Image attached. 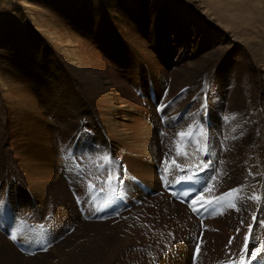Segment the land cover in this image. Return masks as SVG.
I'll list each match as a JSON object with an SVG mask.
<instances>
[{
  "label": "rangeland",
  "instance_id": "374dc122",
  "mask_svg": "<svg viewBox=\"0 0 264 264\" xmlns=\"http://www.w3.org/2000/svg\"><path fill=\"white\" fill-rule=\"evenodd\" d=\"M138 1L145 6H151L158 10L154 11L153 14H143L140 22H145V24L143 25L138 22V26L142 29L138 30L137 27L134 26L132 28L133 30L130 31L136 32L134 38L140 40V44L144 45L147 42L145 46L148 49H151L150 44L152 40H150L149 36L142 31L148 28V32L155 33V41L158 44L164 47L168 46L172 50L176 49V51L178 50L177 48L182 47L186 53L189 52L191 47V37L193 39L194 37H198L199 34L207 35V31L205 29L199 27V30H195L189 25V23L185 22V19H187L185 18L187 13L185 8L190 6L183 0H179L182 4L183 10L180 8L178 9L175 5V13L173 15L170 14V10H165L164 13L159 12L160 0ZM186 1H189L190 4L192 3L191 7L201 10L199 11L201 18L209 17V19H211L214 23L217 22L216 24H219L218 26L221 28V32L223 31L228 35L227 37L223 33H215L217 40L215 42H209L211 48L205 47L200 51V60L209 59V61L204 64L201 69L204 71L210 70V68L212 69L216 65V61L213 60H217L219 57L213 59L211 56L218 51H215L210 55L208 54L212 51L213 46L219 45V42H221L224 35L225 41H229L231 43V47H229V50L228 48L222 50V52H224L219 60V65L225 58L229 59L231 67L232 64H238L237 66H239V69L237 71H240L241 80L238 77L233 80V84L237 86L236 97L242 99L245 104L249 105L250 99L246 97V92H251L252 89H255V85L264 82V77L260 78L259 75H256L257 73L253 71L254 68H257L261 71V73H264V0ZM118 2L124 3L125 5L130 3L131 0H119ZM110 3V0H0V239L2 238L0 240V264H217L216 261L219 260H214V258L207 259L205 256L202 257V260L197 259L196 262H193V260L190 259L191 251H188V247L191 246L192 250L195 243L196 245H199V247L202 243L200 252L203 251L202 248L206 246L204 240L206 233L204 230V224L200 226L198 220L193 218L188 212V217L190 215L191 218L189 217L190 220H187V225L184 229H178L181 226L177 228L172 225L173 217H170L166 221L161 219L163 226H161L158 233L151 235L150 232L152 230L154 220H149V217L157 215V212L160 210L157 212L151 211L149 213L147 209H144L147 208L145 204L149 198L147 195L143 194V190L148 188L149 185L147 184L149 181L145 179V175L137 177L136 173H131L128 164L121 161L119 158L118 160L117 157H114L110 152H107L106 154L103 150V145L100 143L98 135L96 134V128L98 129V127L96 125L95 128L90 114H83L82 117L76 119L69 107L62 109L55 105V101L57 99L53 100L50 104H46V101L50 100V97H56V94H54L53 91L55 87L53 82H55L54 76H59V74L56 72V69L50 70L52 68V64L60 65L59 67L62 68V72L60 73H63V77L66 78V82H68L67 84H69L71 91L74 92L77 90L76 86L78 84L76 83L78 80L70 75V71L66 67V64L60 59L57 50L58 48L56 47V45L62 46V43L65 42L66 38L71 36L73 33H82L84 38L91 39V37L88 36V33H86L88 32V29L91 30L93 38H95L93 42L96 45V50L98 51L97 53L101 63L107 66L108 70L110 69L109 71H111V74H114L117 77V80L124 88H129L128 84L132 85V83L126 82V79L131 78L132 74L129 70L133 66L143 67L150 72L146 59L138 65L134 64L137 52L130 48V46L126 43L125 38H123V36L119 33L120 29L118 30V28L115 29L112 27V25H115V22H113L114 19L112 18L113 15L111 12L112 4L110 5ZM206 7L211 8L210 12L205 13L204 9ZM222 7H225L226 11L229 10L230 13L234 14L236 19H239L238 21L246 20L253 22L255 20V22H253V28L251 29L253 31L249 32L248 30L247 33H249V35H253L257 41L259 40V45L257 44V41L254 46L250 45L246 41L242 40V36L236 35L239 32L238 29H241L242 26L236 24L232 18L228 19H231L228 24L233 26L234 30H230L225 26V19L227 17L222 16ZM38 8H40L42 12L38 11L40 10ZM77 8H81V11H76ZM44 10L51 12L45 13ZM72 11H76V16L71 15ZM54 14L56 16H54ZM84 15H86L85 18H83ZM155 15L156 18H158V15L162 16L157 25H155L154 22ZM64 21L67 25L65 24V26H63V29H65L62 30L60 28V24H64ZM151 23L154 27H152ZM200 25H202V23H199V26ZM157 31L160 32L161 36H159ZM124 33V36L128 37L129 32ZM218 33L220 34L218 35ZM163 34H165L167 39L163 40ZM219 39L220 41H218ZM93 42L91 39V50L95 49ZM164 42L167 43L165 44ZM42 54H44L43 56L45 57H43ZM137 54L140 55V53ZM152 54L155 55L157 53L154 52ZM204 54L207 56L202 57ZM195 58L196 56L192 59ZM49 59L54 60H52L51 63ZM200 60L198 62H200ZM157 61L161 67V60L158 59ZM214 69H217V67ZM219 69H221V67H219ZM243 71L244 73L242 74ZM124 74L125 77H123ZM144 77L146 80L152 79L151 72L145 74L143 78ZM166 79V81L162 82L164 83V86L162 87V96L158 94L155 100H153V97L150 98L153 102L151 113L153 114L154 119H156L155 121L157 125L160 126L157 134L163 133L160 135L162 136V151L165 156L169 154V157L174 158L176 163H178V161H181L178 159L180 156L177 157L175 152L172 150L173 141L176 139V133L181 130H185L190 125L194 128V130L196 126L198 128H203V126L201 127L202 124H200L197 119L198 107L195 106V104H192L188 110H185L184 106H189V103H186V96H180L178 92H173L174 83L175 85L177 83H181L184 80V77L179 75V72L176 75H173L172 71L168 74ZM210 79H205L207 80L206 84H204V82L201 83V91H205L206 101L207 99H210V96L213 97L215 94L218 95L216 84L213 81L210 82ZM3 80L5 81V84ZM198 80L199 79H196L195 81L197 86L200 83ZM239 80H243L241 82L242 84L239 83ZM185 82H183V84ZM207 85L209 87H207ZM179 88L180 86L175 87L174 91ZM18 89L26 91L29 89L30 97L38 99L42 102L37 105L39 112L36 110V115L34 114L35 110L29 105L26 106L28 110L26 107L18 110L17 108L10 106L11 103L7 97V91H9L10 94V92ZM80 92L82 95H85L83 91ZM139 92L140 91L134 88H129V93L132 94L135 99L133 104L144 107L145 103L141 100L143 98L141 92ZM11 94L13 99L15 93L13 92ZM16 97L17 99L12 100L14 106H16L19 100V96L17 95L15 98ZM220 98L221 97L218 96L217 100ZM169 100L174 102L172 108H163L164 105L168 106ZM179 106L184 109V111H182ZM158 108L163 109L159 110ZM189 110L191 111L188 112ZM180 111L182 115L178 121L179 118H177V115L178 113L180 114ZM257 111L261 112V108H257ZM212 114L213 112H208V115ZM251 114H253V116ZM250 115L252 120L255 122L257 118H255L254 115L256 114L253 110H250ZM228 116H233L231 111L224 114L225 118H228ZM31 119L32 123L30 126L32 127L30 131V128L27 127L29 125L27 120ZM78 119L79 121L81 119L83 121L79 122ZM170 119H172L176 124L172 125L169 122ZM57 121L61 124V126L60 124L59 126L57 125ZM205 121L208 124L207 119H204V123ZM74 124H76V126ZM39 128L43 129V137H40L41 135L38 133ZM258 129L260 128L258 127ZM258 129H256V132L259 131ZM79 134L83 135V139L81 138L80 143H77V137ZM50 144L52 145V155H54L52 157V159H54L53 164L54 167L57 166L58 170L57 174H53L52 176L48 175L47 179H45L39 171H36L37 175L35 176L34 183L37 187H39L38 183L42 185V183L47 182V184L50 183L54 188L50 193H36L34 191V189H36L35 184L31 182V179L29 180L31 171L28 168L30 163L26 162L27 149L22 151V148L28 147L29 151L35 150L34 152L39 155L38 160L44 166V170L46 169L45 171H47L48 168L51 170V164H47L45 149H49ZM44 145L45 149L43 148ZM119 146L121 145H113V147ZM113 158L117 161L114 159V162ZM197 159H199V156ZM227 162H229V160H227ZM240 163L245 166L247 164L246 167L249 165V162L246 159L236 161L237 165ZM36 164L40 167L42 166L40 163ZM154 168L155 170H153V174H150L151 178L149 179L150 181L152 179L153 182L152 189L157 192L155 196L152 197H159L163 194V189L161 188L160 181L158 180L156 166ZM157 168L160 167L157 166ZM150 169L152 168L150 167ZM109 173H113L117 178L112 182V185L115 181L116 184H120L123 181L121 190H118L113 186L106 192L105 195L104 193L101 194L102 196L104 195L103 199H93L92 194L98 195L100 193V189H109V186L105 183ZM171 173H173L172 170ZM190 173L191 172H189V174ZM122 174L123 176H121ZM189 174L185 171L183 175L188 177ZM66 177H68L67 181L65 180ZM60 179L63 183L64 189L66 190V195H63V193L58 190L61 186ZM89 181L95 185L94 189L90 190L87 187ZM68 184L72 186L76 195L79 196L81 207L85 210L86 216L93 214L98 206L112 203L115 201V198L119 199L121 196L124 199L126 198L124 202L125 206L122 205L119 208L120 214L115 217L107 216V220L105 221L87 220L88 222H86L84 221L85 215L83 216L80 214L82 209L78 210L76 208L75 203L77 202L73 199V194L67 187ZM119 192L121 196L117 195ZM40 196L41 200L38 199ZM208 196H210V192ZM206 197L207 194L201 196L200 199ZM62 198H64L63 202L61 200ZM17 200L20 201L18 205ZM138 200L140 201L139 205L136 203ZM60 202L65 209V214H61V216L58 214V205L60 206ZM141 203H143L142 205H144V208L137 211L136 208L139 209L142 207ZM151 203V207H154L153 204H155L156 201ZM70 207L72 209V213L70 211ZM144 212L148 218L144 215ZM164 214L167 213L165 211L159 212V216H161V218L164 217ZM131 217H133L132 221H130ZM100 218H104V215ZM142 218L144 219L142 220ZM146 218L148 221H145ZM141 221L146 223L144 224ZM192 221H195V224H193ZM141 223L144 228L139 227L141 226ZM137 224L139 226H137ZM1 227L5 232H2ZM200 227L202 228V232L204 231L202 241ZM44 228L46 230L45 232H42ZM139 228L143 230L145 229V231H147V235L144 231L143 233L145 236H140V233L143 230H139ZM135 229H137V231ZM25 230L29 232L30 239L31 235H37L39 238H41V235L45 237V242H48V244L42 253L34 254L32 256L24 255V253L17 251L13 244L9 242V240L12 241L19 238L15 245L17 248H22L23 251L25 250L26 254L29 252L26 246L28 248H33L41 247V245H43V243L36 240V238L31 240V245H28L30 240H24L28 238V233ZM20 232H23L24 239L20 236ZM30 232L32 233L30 234ZM4 233H6V235H4ZM12 234H15V239L11 238ZM228 235L229 234H226L222 240L218 241L217 236H211L209 241H207V246L212 243V245L218 248L221 247L220 256H227L224 254L225 251L223 250L231 248L229 247V240L234 237L236 242L238 241L239 236V241L242 239V235H237V231L233 236H229V238ZM213 239H215V242H213ZM124 240L129 241H126V243ZM37 249L40 251V248ZM11 257H14L17 261H10ZM228 258L229 256H227V259ZM230 260H233V257H231Z\"/></svg>",
  "mask_w": 264,
  "mask_h": 264
},
{
  "label": "bare ground",
  "instance_id": "6f19581e",
  "mask_svg": "<svg viewBox=\"0 0 264 264\" xmlns=\"http://www.w3.org/2000/svg\"><path fill=\"white\" fill-rule=\"evenodd\" d=\"M118 1L119 0H110L111 2L110 5L112 4L111 6V12L113 15L112 18L114 19L113 22H115V25H112V27L115 29L118 28V30L120 29L119 33L123 36V38H125V41L130 46V48H132L135 52L140 53V55L136 53L134 64L138 65L139 63H142L144 59H146L148 63L147 66L149 65L148 67L150 68V72L152 76V79L146 80L145 77L143 78V76L145 74L150 73L149 70L143 67H140V66H133L129 70V72L132 74L131 78L126 79V82L132 83V85L128 84L129 88H134L141 92L142 98H143L141 100L145 103L144 107L133 104L135 99L133 98L132 94L129 93V88L127 89L124 88L117 80V77L114 74H111V71H109L110 69L108 70L107 69L108 67L101 63V60L97 53L98 51L96 50V45L93 42L95 38H93V33L88 28H87L88 32L86 33H88V36L91 37L92 42L95 46L94 47L95 49L93 50L90 49L91 39L84 38L82 33H77V34L73 33L75 35L72 34L71 36H68L65 42L62 43V46L56 45V47L58 48L57 49L58 55L60 59L63 60L64 63L66 64V67L70 71V75H72L78 80L76 83L78 84L76 86L77 90H75L74 92L71 91L69 84H67L68 82H66L67 81L66 78L63 77V73H60L62 72L61 70L62 68L59 67L60 65L52 64V68L50 70L56 69V72H58L59 74V76H54L55 82H53L55 84L53 91H54V94H56V97H53V98L50 97V100H47L46 104H50L52 103L53 100L57 99L55 101L56 102L55 105H57L58 107L62 109L65 107H69L72 111L74 118L76 119L82 117L83 114H87V115L90 114L91 119L94 122L93 124L95 128H96V125L98 127V129L96 128V134L98 135L99 141L103 145V150L106 152V154L107 152H110L114 157H117V159L119 158L121 161L128 164L131 173L132 174L133 172L136 173L137 177L145 175L146 177L145 179L149 181L147 182V184L150 185V186L148 185V188H146V190L148 192H151V189L153 187L152 185L153 182H152V179L151 181L149 179L151 178L150 174H153V170H155L154 167L158 166L160 167L158 168L160 171L159 174L163 175V172H165V167H166L165 161L169 160L170 157H169V154L165 156L164 152L162 151L163 150V146L161 144L162 136H159L157 134L158 130L160 129V126L157 125L155 121L156 119H154L153 114L151 113L153 102L151 101L150 98L153 97V100H155L158 94L162 96V87L164 86V83L162 82L167 80L166 77L168 76L170 72L173 71V75L174 74L176 75L179 72V75L183 76L184 80L179 84L177 83L176 85L174 83L173 92H178L180 96H186L187 100L186 99L184 100H186V103H189L188 104L189 106L185 107L183 104L185 110H188L192 104H195V106L198 107L197 119L199 120L200 124H202L201 127L203 126L207 134V138H206L207 147H208L207 152L197 153L196 146L194 144H189L187 148L185 149L189 154L188 157H184V156L178 157V159L181 160V161H178V164H180L182 167L186 164H196V165H201V166L185 168V170L183 171L173 169L174 171H172L173 173H171L172 175L170 178V181L180 178L181 176L178 175L179 172L182 173V175L185 173V171H187L188 174L189 172L194 173V174L197 172H201V176L198 178L201 181L200 190L189 201V203H191L193 199H197V204L194 207L198 208L197 213L202 212L201 222L204 224V230L206 233V237L204 239L206 246L202 248L203 251L199 253L198 259L202 260L203 259L202 257L205 256L207 257V259L208 258H212V259L214 258V260L219 259L216 261L217 264H220L221 261H227L228 264H233V262H235V264H238L240 257L242 255V248L244 245V236L248 234L247 232L248 225L252 224L253 231H252V234L249 240L248 255L245 256V260L246 262H249V264H264V251H262L264 250V226H263L264 225V82L263 81H262L263 83L259 82L260 84H257V85L254 84L255 89H252L251 92H246L245 94L247 95L246 97L250 99L249 105L245 104V102L242 99H239L238 97H236L237 86L233 84V80L236 77H238L239 79L241 78L240 71H237L239 69V66H237L238 64L237 65L232 64V67H231V62L229 61V59L225 58L219 65V60L221 59L222 53L224 52V51L222 52V50L227 49V48L229 50V47H231V43L229 41L227 42L225 41L224 35H223L221 42H219V45L213 46L212 51L208 54L210 55L214 53L215 51H218V52H215L211 56V58L213 59H215L216 57H219L217 60H213V61H216L215 62L216 65L212 69L210 68V70L204 71L201 69L202 66L209 61V59L206 60L202 58L203 60H200L201 59V58L199 59L200 51L204 49L205 47L211 48V45H209V42L210 41L215 42L217 40L215 33L220 32V33L225 34L227 37L228 35L223 31L221 32V28L218 26L219 24L218 25L216 24L217 22L214 23L213 21H211V19H209V17L201 18L199 14V11L201 10H197V8L195 9L191 7L192 3L190 4L189 1L183 0L187 2L190 6V7L185 8V11L187 12L185 16V18L187 19H185V22L189 23V25L195 30H199V27L202 29H205L207 31V35L199 34L198 37H194L193 39L191 37V47L188 53L184 52L182 47L177 48L178 50L176 51V49L172 50L168 46L164 47L158 44L155 41V33L154 32L151 33L147 31L149 28L144 29L142 31L145 32L149 36L150 40H152L150 44L151 49L146 48L145 45L147 42L144 45L140 44L139 42L140 40L134 38V35L136 34V32H130V31L133 30L132 28L134 26L137 27L138 30H141L142 28L138 26V22L142 20V15L143 14L147 15V13L153 14L154 11H158V10L151 6H145L139 3L138 0H131L130 3L125 4V5L124 3H120ZM175 5L177 6L178 9L179 8L182 9V4L180 3L179 0H176V1L175 0H166V1L160 0L159 12L164 13L165 10H170L171 11L170 14L173 15L175 13V7H176ZM222 9H223L222 16L227 17L225 19L226 20L225 26L229 28L230 30H234V27L228 24L231 21V19L230 20L228 19L232 18L236 24H239L242 26V28H244V29L242 28L238 29L239 32L236 35L242 36L243 41H246L248 44L254 46L257 40L254 38L253 35H249V33L247 32L248 30L249 32L253 31L251 29L253 28V22H255V20L253 22L246 21V20L238 21L239 19L237 20L235 15L230 13L229 10H227L228 11L227 13L225 7H222ZM47 10L46 11L44 10V12L45 13L51 12ZM204 10H205V13H207V12H210L211 8L206 7ZM38 11L42 12L41 9ZM76 11L80 12L81 8H77ZM76 11L74 12L72 11L71 15L76 16ZM44 12H43V15H44ZM58 14H59V11H58ZM54 16L56 15L54 14ZM85 16L86 15H84L83 18H85ZM154 18H155V21H154L155 25H157L160 21V18H162V16L158 15V18H156V15H155ZM198 22L202 23V25L199 26ZM140 23L143 25L145 24V22H140ZM65 24H66L65 21H64V24L63 23L60 24V28L62 30L65 29V28L63 29V26H65ZM151 25L152 27H154L152 23ZM124 32H129L128 37L124 36L125 34ZM157 32L159 33V36H161L160 32L159 31ZM220 33H218V35ZM165 39H167V37L165 36V34H163V40ZM218 41H220V39ZM258 43H260L259 40L257 41V44ZM154 52L157 54L153 55L152 53ZM44 54H42V56ZM194 56H196V58L192 59ZM205 56L207 55L204 54L202 57H205ZM158 59L161 60V65H162L161 67H160V64L157 63ZM198 59L200 60V62H198L199 61ZM52 60L54 59L50 60L51 63H52ZM204 67H207V66H204ZM215 67H217V69H214ZM219 67H221V69H219ZM250 67L252 68L251 65ZM253 71L256 72L257 73L256 75H259L260 78L264 77V73L263 72L261 73L259 69L254 68ZM243 73L244 71L242 72V74ZM123 77H125V74L123 75ZM208 78L209 79L211 78L210 82L212 81L215 82L218 95L215 94L213 97L209 95L210 99H207L206 101V95L204 93L205 91L204 92L201 91V83L204 82V84H206L207 80L205 79H208ZM196 79H199L198 82H200L198 86L195 84ZM240 80H239V83L243 81V80L242 81ZM183 82L185 83L183 84ZM4 84H5V81H4ZM208 85L207 87H209ZM178 86H180V88L174 91V88ZM80 91H83L85 95H82ZM7 92H8V95L7 94L6 95L11 103V104L9 103L11 107H15L18 110H20L26 107L27 105H29L32 107V109L35 110L34 114L36 115V110L38 111L37 105H39L38 103L41 104L42 102L39 101L38 99L31 98L29 89L28 91L22 90V89L13 91L15 93L13 96V99H17V97L15 98V96L17 95L19 96V100L16 106L13 105V101H12L13 99H12L11 93L13 92H10V94H9V91ZM218 96H220L221 98L217 100ZM173 104L174 102L169 100L168 106L164 105L163 108L166 107L165 109H170L172 108ZM163 108H158V109L162 110ZM257 108H261V112L257 111ZM250 110H253V112H255L256 114L254 115L255 118H257L255 122L252 120L251 115L253 116V114L250 115ZM190 111L191 110H189L188 112ZM210 111L213 112L212 115H208V112ZM230 111L232 112L233 116L232 117L228 116V119H226L224 117V114ZM204 119H207L208 124L206 123V121L204 123ZM27 121L29 123L27 127L30 128V131H31L32 126L30 125L32 123V119L27 120ZM80 121H83V120L81 119ZM169 122L172 125L176 124L172 119H170ZM59 124L60 123L57 121L58 126ZM74 125L76 126V124ZM257 125L260 129H258ZM256 129H258L259 131L256 132ZM38 133L39 135H41L40 137H43L42 128L41 129L39 128ZM79 135L77 137V143H80L81 138L83 137V135H80V136ZM114 144L115 146H117L118 144H120L121 146L113 147ZM108 147L110 148V150ZM43 148L45 149V145L43 146ZM24 149H27L26 162L30 163L29 164L30 166L28 168L31 171L30 172L31 175L29 178V180L31 179V182L34 183L35 176L37 175L36 173L38 171L41 175H43L42 177H45V179H47L48 175L52 176L53 174H57V171H58L57 166L54 167V164H53L54 159H52V157L54 155H52L53 152H52L51 144H50L49 149H45L47 164L49 163L51 164V167H50L51 170L48 168L47 171H45L46 169L44 170V166L38 160L39 155L34 152L35 150L29 151L28 147H23L22 151ZM198 156H199V159H197ZM114 159L115 158H113V160ZM242 159H246L249 162L248 167H246L247 164L246 166L241 163L239 165L236 164V161H241ZM227 160H229V162H227ZM208 161H211L210 165L208 167H203L202 166L203 162H208ZM221 161H223V163H221ZM36 163H40L42 166L40 167ZM150 167L152 169H150ZM168 167L172 168L173 166L169 164ZM249 172H251V175H249ZM121 176H123V174ZM213 177H215V179H213ZM185 179H189V177ZM60 182H61V186L59 189L58 188L57 189L59 190V192H62L63 195H66V190L63 187V183L61 179H60ZM38 184H39L38 185L39 187H37V185L35 184L36 189L33 188L36 193H39V192L40 193L41 192L50 193L52 189L54 188L50 183L47 184V182L42 183V185H40V183ZM170 184H171L170 182L166 183L164 187ZM239 187H243V191L240 193L241 198L234 200V202L237 205V208L235 209L228 208L225 205L215 204V203L212 204L211 206L201 207L204 200H212L214 198L221 197L224 193L230 191L231 189L239 188ZM205 188L206 189L211 188L212 191H206ZM209 192H210V196H208ZM206 194H207L206 198L200 199L201 196L206 195ZM254 194L260 197L259 201L248 199V197ZM148 195L147 197L149 198L145 204L147 208H144V205H142L143 203H141L142 207L139 209L136 208L137 211L144 208V209H147L149 213L151 211L157 212L159 210H160L159 212L165 211L167 213V214H164V217L162 216L163 218L159 216V212H157V215H152L149 217V220L150 219L154 220L153 225H152V230L150 232L151 235H155L156 233H158L161 226H163L161 219L166 221L170 217H173L172 225L176 226L177 228L181 226L178 229H182V228L184 229V227L187 225V220H190L191 218L190 215H189L190 218L188 217L187 210L185 209L184 206L173 202L172 200H170V197L164 193L161 194V196L159 197H151ZM38 199L41 200V196L38 197ZM63 199L64 198L61 199L62 202H63ZM154 201H156V203L153 204L154 207H151L150 204H152L151 202H154ZM19 203L20 201L17 200V205ZM212 209H216L214 214H210L212 213ZM58 210H59L58 214L60 216L61 214L62 215L65 214V209L62 206L61 202H60V206L58 205ZM70 211L72 213L71 207H70ZM145 212H144V215L146 216ZM253 215L256 217L255 222H253L252 220ZM132 218L133 217H131V220L129 218L128 219L132 221L133 220ZM144 218H142V220ZM147 218L145 219V221L147 220ZM194 222L195 221H192L193 224H195ZM140 225L141 226L137 224V226L143 227L142 223ZM145 229L143 230L139 228V230H143L141 231L140 236H145V234L147 233ZM135 230L137 231V229ZM136 231H135V234H136ZM144 231H145V234L143 233ZM236 231H237V235H242V239L239 241L240 236L238 237V241H239V246H238V241L235 242V238L234 237L231 238L232 243L229 244V247L231 248H227L226 250L225 249L223 250L225 251L224 254L229 256L228 259H227V256L225 255L220 256L221 247L218 248L212 245V243L210 245L208 244L207 246V241H209V238H211V236L213 235L217 236L218 238L217 241H218V240H222V238H224L226 234H229L228 238L229 236H233ZM126 241H129V240H126ZM213 242H215V239H213ZM189 250L191 251V246L188 247V251ZM252 251L257 252L256 258L251 257ZM231 257H233V260H230ZM10 261L12 262L17 261V259H15L14 257H11Z\"/></svg>",
  "mask_w": 264,
  "mask_h": 264
},
{
  "label": "snow or ice",
  "instance_id": "6c2138e0",
  "mask_svg": "<svg viewBox=\"0 0 264 264\" xmlns=\"http://www.w3.org/2000/svg\"><path fill=\"white\" fill-rule=\"evenodd\" d=\"M226 119H228V118H226ZM206 138H207V134L203 130V128H199V129L194 130V128L190 125L185 130H181V131L176 133V139L173 141L172 150L175 152V155L177 157L178 156L188 157L189 154L185 149L191 143V144H194L196 146V152L197 153L207 152L208 147H207ZM210 163H211V161L203 162L202 166L208 167L210 165ZM221 163H223V161H221ZM169 164H171L175 169L181 170V171L185 170V168H192V167H200L201 166V165H196V164H186L182 167L180 164L176 163V160L174 158H169V160L165 161V165H166L165 173H167L170 170L168 167ZM249 175H251V172H249ZM163 178L166 179V176ZM116 179L117 178L113 173H109L107 181L105 183L109 186V188H111L112 182ZM189 179H191V177H189ZM213 179H215V177H213ZM87 187L91 190V189H94L95 185L92 184L91 181H89V183L87 184ZM205 190L206 191H212L211 188H208ZM242 191H243V187L233 188L230 191L224 193L221 197L214 198L212 200H204L201 207L211 206L212 204L215 203V204H222V205L227 206L228 208L235 209V208H237V205L234 202V200L241 198L240 193ZM248 199L259 201L260 197L254 194V195L248 197ZM196 204H197V199H193L189 205V207L192 208L193 212H198V208L194 207ZM215 211H216V209H212V213H210V214H214ZM252 220H253V222L256 221V217L254 215L252 217ZM252 231H253V225L249 224L248 229H247L248 234H246L244 236V245L242 248V255L240 257L238 264H246L245 256L248 255L249 240H250ZM11 238L15 239V234H12ZM231 243H232V239L229 240V244H231ZM262 251H264V250H262ZM194 252L195 253L200 252L199 245H197L195 247ZM251 257L256 258L257 252L252 251ZM220 264H228V262L227 261H221ZM233 264H235V262H233Z\"/></svg>",
  "mask_w": 264,
  "mask_h": 264
}]
</instances>
